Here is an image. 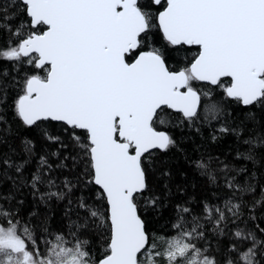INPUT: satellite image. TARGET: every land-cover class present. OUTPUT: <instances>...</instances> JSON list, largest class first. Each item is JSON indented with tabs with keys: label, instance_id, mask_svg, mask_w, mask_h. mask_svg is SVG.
<instances>
[{
	"label": "snow or ice",
	"instance_id": "snow-or-ice-1",
	"mask_svg": "<svg viewBox=\"0 0 264 264\" xmlns=\"http://www.w3.org/2000/svg\"><path fill=\"white\" fill-rule=\"evenodd\" d=\"M17 12L26 21L14 27ZM0 32L15 38L0 47V62L18 73L25 64L31 69L22 80L0 72V100L12 84L19 89L14 110L23 125H63L107 200L111 233L99 258L91 256L87 240L70 243L60 234L45 241L43 252L35 231L0 205V264H159L160 258L166 264H218L196 243L206 239L200 217L186 226L188 207L177 205L178 234L158 250L140 215L148 187L144 157L175 143L167 110L189 121L197 117L201 95L210 96L197 82L222 89L242 106L264 107V0H0ZM184 46L197 51L186 66L170 68L169 50ZM206 110L215 114L220 108L213 103ZM30 145L25 141L26 151ZM41 163L47 165L44 158ZM208 164L200 160L195 167ZM0 165L22 170L8 158ZM40 179L34 175L32 186ZM146 202L155 205L156 198ZM81 207L87 209L83 202ZM238 209L231 201L225 207L206 203L203 218L220 232L228 213L236 217ZM89 215L103 225L101 213ZM234 235L253 244L243 250L233 243L227 264H257L264 241L239 230Z\"/></svg>",
	"mask_w": 264,
	"mask_h": 264
},
{
	"label": "trees",
	"instance_id": "trees-1",
	"mask_svg": "<svg viewBox=\"0 0 264 264\" xmlns=\"http://www.w3.org/2000/svg\"><path fill=\"white\" fill-rule=\"evenodd\" d=\"M17 16L14 27L26 21L19 12ZM12 39L11 33L0 32V47ZM155 39L157 46L162 43L159 33ZM169 51V67L181 68L197 48L184 46L180 51ZM30 71L26 64L18 73L10 62H0V72H7L9 80L13 76L22 80ZM195 87L201 93H210L201 95L197 117L189 121L167 110L171 119L167 131L175 143L144 157L148 187L140 198V215L147 233L163 251L162 241L179 231L174 227L177 205L192 209L185 214L186 226L191 225L193 217H200L206 234V239L196 243L206 248V254L215 257L218 264H227L233 243L243 250L253 244L251 239L238 242L236 231L252 233L257 243L264 241V232L259 231L264 229V107L242 106L215 86L196 83ZM18 93L19 89L9 84L5 98L0 100V161L8 158L14 166L22 165L21 173L0 165V205L14 215L18 213L15 219L21 226L35 231L41 251H47L45 241L55 242L60 234L70 243L77 238L87 240V250L93 258H99L110 239V226L105 198L91 182L89 160L62 131L63 125H23L14 110ZM213 103L220 108L215 114L206 110ZM43 129L59 135L60 140H48ZM25 141H31L30 152L25 150ZM200 160L209 162L207 169L195 167ZM34 175L41 177L36 187L32 186ZM53 192L61 195H49ZM151 198H156L155 205L146 202ZM229 201L239 205L238 216L228 213V222L217 232L213 223L204 220L203 206L225 207ZM82 202L87 209L81 207ZM90 210L101 213L103 225L101 219L89 215ZM85 224L86 230L82 227ZM255 259L257 264H264V247ZM159 264L166 261L160 258Z\"/></svg>",
	"mask_w": 264,
	"mask_h": 264
},
{
	"label": "water",
	"instance_id": "water-1",
	"mask_svg": "<svg viewBox=\"0 0 264 264\" xmlns=\"http://www.w3.org/2000/svg\"><path fill=\"white\" fill-rule=\"evenodd\" d=\"M199 83H201V84H205V85H208V84H206V83H203V82H199ZM209 86H211V85H209ZM170 111H172V112H174V113H177V112H175L174 110H170ZM179 114V113H178ZM181 115V114H180ZM52 123H56V122H52ZM153 151H163V150H160V149H154V150H152V152ZM147 155V154H146ZM94 184V183H93ZM94 186L95 187H97L100 191H101V193H102V189H100L99 188V186H97V185H95L94 184ZM103 194V193H102ZM104 196V195H103ZM104 198H105V196H104ZM105 202H106V206H107V214H108V204H107V200H106V198H105ZM108 223H109V226H110V222L108 221ZM111 234V233H110Z\"/></svg>",
	"mask_w": 264,
	"mask_h": 264
},
{
	"label": "rangeland",
	"instance_id": "rangeland-1",
	"mask_svg": "<svg viewBox=\"0 0 264 264\" xmlns=\"http://www.w3.org/2000/svg\"><path fill=\"white\" fill-rule=\"evenodd\" d=\"M166 247V244L164 245L163 249ZM164 260V259H163Z\"/></svg>",
	"mask_w": 264,
	"mask_h": 264
},
{
	"label": "flooded vegetation",
	"instance_id": "flooded-vegetation-1",
	"mask_svg": "<svg viewBox=\"0 0 264 264\" xmlns=\"http://www.w3.org/2000/svg\"><path fill=\"white\" fill-rule=\"evenodd\" d=\"M187 47H189V46H187ZM195 48V47H194ZM197 83H199V82H197Z\"/></svg>",
	"mask_w": 264,
	"mask_h": 264
}]
</instances>
